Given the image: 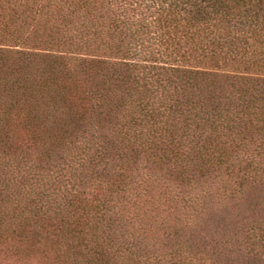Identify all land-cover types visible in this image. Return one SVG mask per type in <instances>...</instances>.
Here are the masks:
<instances>
[{"label":"trees","instance_id":"1","mask_svg":"<svg viewBox=\"0 0 264 264\" xmlns=\"http://www.w3.org/2000/svg\"><path fill=\"white\" fill-rule=\"evenodd\" d=\"M0 264H264V0H0Z\"/></svg>","mask_w":264,"mask_h":264}]
</instances>
